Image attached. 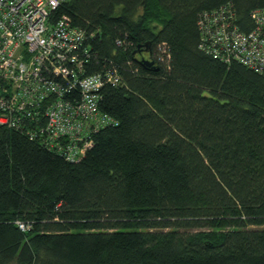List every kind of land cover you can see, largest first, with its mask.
Listing matches in <instances>:
<instances>
[{"label": "trees", "instance_id": "obj_1", "mask_svg": "<svg viewBox=\"0 0 264 264\" xmlns=\"http://www.w3.org/2000/svg\"><path fill=\"white\" fill-rule=\"evenodd\" d=\"M225 3L244 31L248 13L264 8V0L58 6L55 19L87 34V74L122 77L99 101L118 124L94 132L75 162L0 127V264H264V68L199 48V14ZM162 45L169 65L140 62L156 49L161 57Z\"/></svg>", "mask_w": 264, "mask_h": 264}, {"label": "built area", "instance_id": "obj_2", "mask_svg": "<svg viewBox=\"0 0 264 264\" xmlns=\"http://www.w3.org/2000/svg\"><path fill=\"white\" fill-rule=\"evenodd\" d=\"M66 0H0V127L21 131L69 162L80 160L98 129L118 124L99 109L105 85L122 83L118 71L87 74V34L70 18L54 17ZM251 29L238 26L231 3L198 16L199 48L223 63L264 68V8L248 13ZM159 46L151 59L169 65ZM165 57H164V56ZM21 231L29 225L16 222Z\"/></svg>", "mask_w": 264, "mask_h": 264}, {"label": "water", "instance_id": "obj_3", "mask_svg": "<svg viewBox=\"0 0 264 264\" xmlns=\"http://www.w3.org/2000/svg\"><path fill=\"white\" fill-rule=\"evenodd\" d=\"M143 52L144 53H149L150 52V49H149L148 45H147V47L145 49H143ZM140 62L142 64L146 65V66L156 67V65L154 64V61L150 57H148V59L142 58L140 60Z\"/></svg>", "mask_w": 264, "mask_h": 264}]
</instances>
